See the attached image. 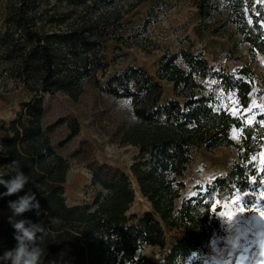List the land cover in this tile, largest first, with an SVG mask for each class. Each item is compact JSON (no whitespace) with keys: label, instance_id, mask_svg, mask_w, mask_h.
<instances>
[{"label":"trees","instance_id":"trees-1","mask_svg":"<svg viewBox=\"0 0 264 264\" xmlns=\"http://www.w3.org/2000/svg\"><path fill=\"white\" fill-rule=\"evenodd\" d=\"M118 1L70 0L73 6L82 5V11L71 17L40 12L42 0L9 1L0 30V72L23 84L33 96L18 104L7 123V136L0 137V179L9 180L17 172L27 177L20 192L0 196V254L16 244L8 222L12 216L9 201L33 192L40 215L33 209L13 220L26 219L45 227L41 246L48 254L66 248L70 264H154L143 249L155 246L162 252L158 264H184L186 255L200 249L217 229L210 189L175 204L193 153L219 146L235 148L226 174L212 181L218 196L243 189L253 174L247 161L258 151L263 129L256 123L244 125L238 117L213 108L212 95L203 83L210 67L201 51L179 49L160 55L156 77L171 83L175 98L161 100L160 84L140 66L128 65L105 74L108 63L102 43L118 41L121 35L117 32L124 28L122 17L145 0L126 1L124 10ZM193 1L197 15L210 20L204 27L226 39L227 46L219 54L231 58L244 45L248 54L264 56L262 7L250 0ZM61 26L64 29H55ZM237 72L245 74L246 70ZM219 78L223 90L234 91L245 106L251 81L226 73ZM87 80L105 94L129 101L133 121L121 143L134 147L135 154L129 174L93 170L91 183L96 188L91 200L67 204L63 184L68 162L49 141L48 133L57 123L41 125L43 107L37 95L62 91L74 100ZM232 128L240 131L238 143L230 137ZM131 179L149 206L139 215L128 213L134 197ZM6 191L0 185V193ZM165 228L181 231L166 249Z\"/></svg>","mask_w":264,"mask_h":264},{"label":"rangeland","instance_id":"rangeland-1","mask_svg":"<svg viewBox=\"0 0 264 264\" xmlns=\"http://www.w3.org/2000/svg\"><path fill=\"white\" fill-rule=\"evenodd\" d=\"M9 1L0 0V30ZM126 1L132 0L117 2L121 7L123 5L122 10L127 7L124 4ZM250 1L264 9V0ZM81 7L73 6L70 0H42L39 11L64 13L71 17L81 12ZM213 17L216 18L217 14ZM145 21L148 23L144 26ZM209 21L197 15L193 0L141 2L122 17L124 28L117 32L121 38L118 41L108 39L102 43L103 57L108 63L105 74L119 71L128 65L140 66L160 84L161 100L175 98L171 83L156 77L160 55L164 51L173 53L179 49L201 51L210 67L203 83L206 91L212 95L213 108L238 117L244 125L256 123L264 132V56L248 54L244 45L239 46L231 58L222 56L219 49L227 46L226 39L222 34H211L204 27ZM55 29L62 30L64 27ZM240 68L246 70V73H238ZM223 73L234 79L251 81L245 106L238 102L234 91L223 90L219 78ZM96 75L102 81L100 74ZM32 96L23 84L0 72V137L7 136V123L15 116L18 104ZM37 97L41 99L43 107L41 125L45 127L57 123L48 133L50 144L68 162L63 184V196L67 204L91 200L96 188L91 183L93 170L109 169L129 174L128 166L135 148L121 143L124 131L133 121L127 99L105 94L90 80L82 83L80 94L74 100L62 91L44 92ZM233 109L236 110L235 115ZM69 133L72 136L60 146L57 145ZM239 135V129L230 130V137L235 143H238ZM234 159L235 148L232 146H219L209 151L200 149L191 156L183 176L184 186L175 204L178 205L184 197L204 194L210 189L212 204H217L213 212L217 229L211 232L200 249L186 255L184 264H264V215H261L264 213V133L258 151L247 161L253 174L243 189L236 188L229 195L218 196L212 181L216 177H223ZM131 185L134 197L128 213L139 215L149 210V206L140 193H135L137 187L132 179ZM221 211L232 214V219L229 220L227 215L220 216ZM163 234L166 249L181 236V231L165 228ZM62 252L66 253L64 260L70 264L66 248L54 254L47 253L43 264H49L50 260L64 264L58 258ZM143 253L154 264L161 260L162 252L158 247L147 246Z\"/></svg>","mask_w":264,"mask_h":264},{"label":"clouds","instance_id":"clouds-1","mask_svg":"<svg viewBox=\"0 0 264 264\" xmlns=\"http://www.w3.org/2000/svg\"><path fill=\"white\" fill-rule=\"evenodd\" d=\"M27 183V177L23 172H17L16 175L9 179H0V185L7 189L6 192L0 193V196H11L20 192ZM8 207L12 210V216L8 222L14 229L13 239L16 244L13 248L3 251L0 254V264H43L47 251L41 245L44 244V236L47 230L41 224H33L30 220L19 219L13 220V217L22 216L24 213L36 210V215L41 213L39 200L36 194L30 192L15 201H9ZM40 235H37V234ZM66 253L58 254V258L67 264L64 260ZM49 264H56V261L50 260Z\"/></svg>","mask_w":264,"mask_h":264},{"label":"snow or ice","instance_id":"snow-or-ice-1","mask_svg":"<svg viewBox=\"0 0 264 264\" xmlns=\"http://www.w3.org/2000/svg\"><path fill=\"white\" fill-rule=\"evenodd\" d=\"M229 99H231V97H229ZM232 113H233V115H235V114H236V110L233 109V110H232ZM233 203H235V201H233ZM216 209H217V204L213 203V204H212V211L215 212ZM240 211L242 212L243 209L241 208ZM225 215H227V217H228L229 220L232 219V214H230V213H225V212H223V211L220 212V216H225ZM261 215H264V213H261Z\"/></svg>","mask_w":264,"mask_h":264},{"label":"bare ground","instance_id":"bare-ground-1","mask_svg":"<svg viewBox=\"0 0 264 264\" xmlns=\"http://www.w3.org/2000/svg\"><path fill=\"white\" fill-rule=\"evenodd\" d=\"M135 193H139L138 189H135Z\"/></svg>","mask_w":264,"mask_h":264}]
</instances>
